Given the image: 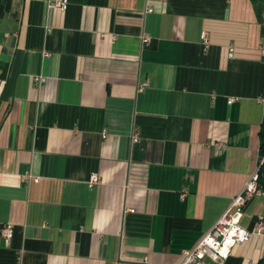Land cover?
<instances>
[{
    "label": "crops",
    "instance_id": "1",
    "mask_svg": "<svg viewBox=\"0 0 264 264\" xmlns=\"http://www.w3.org/2000/svg\"><path fill=\"white\" fill-rule=\"evenodd\" d=\"M68 2L0 0V264H179L258 167L264 0Z\"/></svg>",
    "mask_w": 264,
    "mask_h": 264
},
{
    "label": "built area",
    "instance_id": "2",
    "mask_svg": "<svg viewBox=\"0 0 264 264\" xmlns=\"http://www.w3.org/2000/svg\"><path fill=\"white\" fill-rule=\"evenodd\" d=\"M68 0H49V6L56 8L61 12H65L68 8ZM148 12L150 9L147 10ZM206 42V36L202 38ZM234 50L229 49V57L233 56ZM232 100L229 101L231 103ZM263 163V160L258 161V167ZM257 170L251 176L250 180L245 185L242 192L237 194L230 206L223 212V214L212 224L193 246L192 249L183 253L179 264H208V262H220L227 258L231 248L248 240L252 234H259L264 236V217L260 219L254 230L250 232L240 225V218L243 213V208L248 200L255 196L259 191L257 185ZM98 180L96 175H92L89 184L92 185ZM132 211V210H130ZM2 236L6 242H9L12 233V226L5 225L2 228Z\"/></svg>",
    "mask_w": 264,
    "mask_h": 264
},
{
    "label": "trees",
    "instance_id": "3",
    "mask_svg": "<svg viewBox=\"0 0 264 264\" xmlns=\"http://www.w3.org/2000/svg\"><path fill=\"white\" fill-rule=\"evenodd\" d=\"M262 98L264 101V92L262 94ZM263 104H264V102H263ZM259 140H260L259 160H263V162H264V116H263V120L261 122L260 129H259ZM257 185H258V189L260 191L264 192V163H262L257 170ZM257 264H264V255L257 262Z\"/></svg>",
    "mask_w": 264,
    "mask_h": 264
},
{
    "label": "water",
    "instance_id": "4",
    "mask_svg": "<svg viewBox=\"0 0 264 264\" xmlns=\"http://www.w3.org/2000/svg\"><path fill=\"white\" fill-rule=\"evenodd\" d=\"M264 163V162H263Z\"/></svg>",
    "mask_w": 264,
    "mask_h": 264
}]
</instances>
